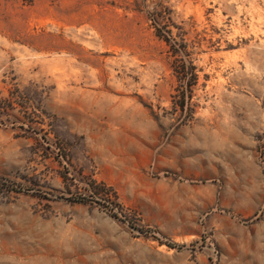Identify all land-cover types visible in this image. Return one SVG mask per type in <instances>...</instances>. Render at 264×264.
Instances as JSON below:
<instances>
[{"label": "rangeland", "instance_id": "1", "mask_svg": "<svg viewBox=\"0 0 264 264\" xmlns=\"http://www.w3.org/2000/svg\"><path fill=\"white\" fill-rule=\"evenodd\" d=\"M0 264H264V0H0Z\"/></svg>", "mask_w": 264, "mask_h": 264}, {"label": "trees", "instance_id": "2", "mask_svg": "<svg viewBox=\"0 0 264 264\" xmlns=\"http://www.w3.org/2000/svg\"><path fill=\"white\" fill-rule=\"evenodd\" d=\"M163 31L169 33L170 30H163ZM157 35L163 40H165L167 43L170 42L171 38L169 36H165L163 33H160L159 31L157 32ZM181 52L182 49L179 46L173 47L170 55L173 56L174 59H176Z\"/></svg>", "mask_w": 264, "mask_h": 264}]
</instances>
